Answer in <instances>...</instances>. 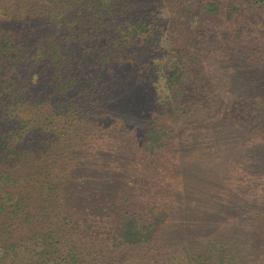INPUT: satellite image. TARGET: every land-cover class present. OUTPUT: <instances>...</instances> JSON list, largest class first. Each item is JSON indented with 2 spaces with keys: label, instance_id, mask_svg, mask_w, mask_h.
Masks as SVG:
<instances>
[{
  "label": "trees",
  "instance_id": "1",
  "mask_svg": "<svg viewBox=\"0 0 264 264\" xmlns=\"http://www.w3.org/2000/svg\"><path fill=\"white\" fill-rule=\"evenodd\" d=\"M182 1L0 0V264H250L213 234L158 243L167 212L145 220L100 186L140 138L168 141L151 116L187 79Z\"/></svg>",
  "mask_w": 264,
  "mask_h": 264
},
{
  "label": "rangeland",
  "instance_id": "2",
  "mask_svg": "<svg viewBox=\"0 0 264 264\" xmlns=\"http://www.w3.org/2000/svg\"><path fill=\"white\" fill-rule=\"evenodd\" d=\"M181 3L171 28L181 41L187 79L178 100L161 90L151 116L168 141L152 152L140 138L114 173L103 172L100 186L127 190L145 220L167 212L158 241L164 246L196 249L200 234H213L207 246L228 241L240 263L264 264V4ZM164 44L176 48L172 37ZM164 80L156 75L152 81Z\"/></svg>",
  "mask_w": 264,
  "mask_h": 264
}]
</instances>
